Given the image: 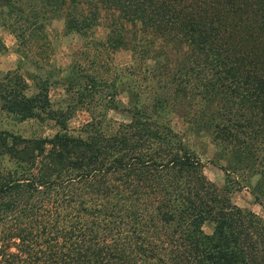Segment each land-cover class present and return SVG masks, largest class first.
<instances>
[{
	"label": "trees",
	"instance_id": "16d2710c",
	"mask_svg": "<svg viewBox=\"0 0 264 264\" xmlns=\"http://www.w3.org/2000/svg\"><path fill=\"white\" fill-rule=\"evenodd\" d=\"M53 20L96 48V69L67 67L58 109ZM0 27L33 68L30 94L18 69L0 73V111L57 127L0 129V264H264V218L231 200L247 187L264 207V0H0ZM120 47L128 74L112 65ZM78 109L89 118L72 133ZM173 113L209 137L222 186Z\"/></svg>",
	"mask_w": 264,
	"mask_h": 264
},
{
	"label": "rangeland",
	"instance_id": "374dc122",
	"mask_svg": "<svg viewBox=\"0 0 264 264\" xmlns=\"http://www.w3.org/2000/svg\"><path fill=\"white\" fill-rule=\"evenodd\" d=\"M110 13L102 12L99 19V25L96 28L94 38L104 40V36L107 32L106 22H109ZM48 34V42L51 47L48 62L50 66L46 68H54L56 75L53 79L57 80L55 85H52L49 89L48 96L53 109L62 108L70 101L71 95L66 92L65 73L68 72V66H77L80 69L81 66L85 70L91 71L92 67L96 64L91 62L93 54L96 52V48L91 44L86 45V41L82 40L78 35L74 33L66 34L63 28V20H53L46 28ZM0 40L5 45L6 49L0 52V73H4L8 70L18 69L19 72L25 77L27 83L30 85L28 94L33 92L31 75L33 74V68L30 62H23L22 53L17 50V43L15 38L8 32L6 28L0 27ZM89 50L91 57L88 60H84V56H81V52ZM36 60V59H34ZM43 63L42 58L38 59ZM103 60V59H102ZM105 61V60H104ZM111 61L114 67L121 69L122 73L128 74V66L131 64V53L125 47H120L111 54ZM46 64V62H45ZM94 64V65H93ZM97 66H95L96 69ZM98 69V68H97ZM41 70L43 72L46 71ZM113 72L110 71L107 76H113ZM72 94V93H71ZM121 102L126 101L125 94L121 93L118 97ZM112 114V113H110ZM118 118V116L116 115ZM87 112L78 109L67 120L68 129L72 133H76L80 127V124L88 120ZM171 126L179 133L183 141L194 150L199 159L204 165L203 171L205 176L217 186H222L225 180L224 171L214 163L215 148L211 143L209 137L204 133H192L187 129L186 123L182 116L176 113L171 115ZM0 129H5L13 133L21 134L23 136H50L56 130L54 122L51 120H36L28 119L24 121H18L12 116L0 111ZM231 200L239 207L250 209L260 217L264 218V207L254 200L252 194L247 187H241L235 189L231 194ZM205 232L211 231V226L206 224L203 226Z\"/></svg>",
	"mask_w": 264,
	"mask_h": 264
}]
</instances>
